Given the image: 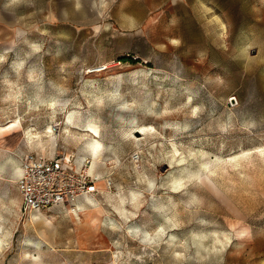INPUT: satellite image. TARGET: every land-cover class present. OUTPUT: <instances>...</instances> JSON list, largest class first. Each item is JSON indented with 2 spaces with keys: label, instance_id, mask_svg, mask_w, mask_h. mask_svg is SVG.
<instances>
[{
  "label": "rangeland",
  "instance_id": "374dc122",
  "mask_svg": "<svg viewBox=\"0 0 264 264\" xmlns=\"http://www.w3.org/2000/svg\"><path fill=\"white\" fill-rule=\"evenodd\" d=\"M90 120L95 206L23 213L4 159L87 163ZM12 122L0 264H264V0H0V127Z\"/></svg>",
  "mask_w": 264,
  "mask_h": 264
},
{
  "label": "built area",
  "instance_id": "2783aa9c",
  "mask_svg": "<svg viewBox=\"0 0 264 264\" xmlns=\"http://www.w3.org/2000/svg\"><path fill=\"white\" fill-rule=\"evenodd\" d=\"M19 161L21 175L16 187L25 214L75 206L95 192L97 180L86 173L87 163L78 164L61 151L54 150L49 157L25 153ZM105 182L107 187L112 185L111 180Z\"/></svg>",
  "mask_w": 264,
  "mask_h": 264
},
{
  "label": "bare ground",
  "instance_id": "6f19581e",
  "mask_svg": "<svg viewBox=\"0 0 264 264\" xmlns=\"http://www.w3.org/2000/svg\"><path fill=\"white\" fill-rule=\"evenodd\" d=\"M174 42H177L178 39H173ZM52 106L55 105V103L51 102L50 103ZM70 118L68 117V123H65L64 125H66L65 129L66 130V133H70L68 129H75V130H78V127L76 126V123H70ZM20 123H17V122H12V123H9L8 126H4L2 128H0V134H3V133H6V132H10L14 129H19V126ZM83 127L85 128L84 129V134L83 136L84 137H87L86 139L85 138H81L83 139V141L80 142L83 143L82 145L84 146V149H85V155L83 156H78V159H82L83 157L87 158V165H86V173L90 176H94V172H95V169L97 167L98 164H101L102 163V157H101V153H102V150H103V145L102 143L95 139V138H91V134H94L96 133V130H97V124L90 120L88 121L87 123H84L83 124ZM44 133H52V130H51V126L48 127V130L45 131ZM56 133V132H55ZM53 134V133H52ZM82 134V133H81ZM145 134V133H144ZM146 134H150V132L146 133ZM44 135V134H43ZM43 135L41 136L40 134H36V133H32V132H27V134L25 135V138H26V142L27 144H33L32 141L34 138H36L37 140V146H40L42 147L44 145V143L46 142L45 138H43ZM50 135V134H48ZM47 135V136H48ZM54 135V134H53ZM46 136V135H45ZM57 136V134H56ZM51 136H49L50 138ZM79 137V136H78ZM54 140H57V138H50L48 139V141H50V143ZM80 141V140H79ZM54 143V142H53ZM138 158V157H137ZM77 159V161H78ZM2 162V161H1ZM4 163L5 164H8L9 167H10V171L12 172V175L16 176V177H19L21 175V167L17 164L16 161L12 160L11 158H5L4 159ZM3 164V163H2ZM4 164V165H5ZM171 164V163H170ZM1 166V165H0ZM17 179V178H16ZM100 181L103 180V178H98ZM182 178L181 177H178V178H174V182L173 184L171 185V189H172V192L173 193H176L177 190L181 187V181ZM99 181V182H100ZM183 183V182H182ZM91 197V196H90ZM89 196H86L82 199V202H78L75 204L76 207H78L77 209L80 211V210H84V208L86 207H92L95 206V201L94 199L90 198ZM74 207V206H73ZM72 210H75V208L71 209L68 208V214H71L73 215V212ZM114 222V220H113ZM112 222V220H110V223L113 225L114 223ZM129 232V231H128ZM133 232H136L133 230ZM146 234V233H145ZM158 235V234H157ZM163 235V234H162ZM147 236V234L145 235V237ZM149 236V235H148ZM147 236V237H148ZM157 237V236H156ZM158 241V240H157Z\"/></svg>",
  "mask_w": 264,
  "mask_h": 264
},
{
  "label": "trees",
  "instance_id": "16d2710c",
  "mask_svg": "<svg viewBox=\"0 0 264 264\" xmlns=\"http://www.w3.org/2000/svg\"><path fill=\"white\" fill-rule=\"evenodd\" d=\"M128 60H131V59H125V58H123V59H121V62H125V61H128Z\"/></svg>",
  "mask_w": 264,
  "mask_h": 264
},
{
  "label": "crops",
  "instance_id": "0c3cea01",
  "mask_svg": "<svg viewBox=\"0 0 264 264\" xmlns=\"http://www.w3.org/2000/svg\"><path fill=\"white\" fill-rule=\"evenodd\" d=\"M0 128H2V127H0ZM7 175H9V172H7ZM16 178H18V177L15 176L13 179H16ZM16 180H17V179H16ZM79 203H80V202H79Z\"/></svg>",
  "mask_w": 264,
  "mask_h": 264
}]
</instances>
